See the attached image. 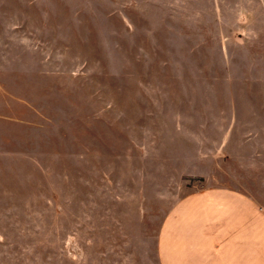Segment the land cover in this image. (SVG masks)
Returning a JSON list of instances; mask_svg holds the SVG:
<instances>
[{"label":"rangeland","instance_id":"374dc122","mask_svg":"<svg viewBox=\"0 0 264 264\" xmlns=\"http://www.w3.org/2000/svg\"><path fill=\"white\" fill-rule=\"evenodd\" d=\"M0 264H159L183 194L264 209V0H0Z\"/></svg>","mask_w":264,"mask_h":264},{"label":"crops","instance_id":"0c3cea01","mask_svg":"<svg viewBox=\"0 0 264 264\" xmlns=\"http://www.w3.org/2000/svg\"><path fill=\"white\" fill-rule=\"evenodd\" d=\"M156 248L159 264H264V209L231 187L191 190L163 214Z\"/></svg>","mask_w":264,"mask_h":264}]
</instances>
